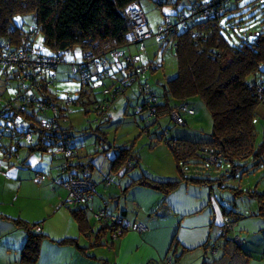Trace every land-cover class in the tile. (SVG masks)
Here are the masks:
<instances>
[{
	"label": "trees",
	"instance_id": "1",
	"mask_svg": "<svg viewBox=\"0 0 264 264\" xmlns=\"http://www.w3.org/2000/svg\"><path fill=\"white\" fill-rule=\"evenodd\" d=\"M138 1L0 0V38H5L9 42V47L5 48L3 52L14 51L22 42L26 43L27 41L33 42L32 44L36 47L39 46L42 53L59 58L64 57L67 52L75 47L80 52L90 47L98 48L97 52L111 47L128 48L126 33L129 31V24L124 9L127 5L138 3ZM153 1L158 5L163 4L161 0ZM170 2V0H165L164 3ZM248 3L264 8L263 0H189L188 5L183 6L181 10L176 8L177 2L172 3L174 5L172 16L165 15V19H169L170 27L165 35V40L163 42L158 41L162 48L168 44L173 46L177 63L176 74L167 79L162 88H159L149 81L148 76H146L148 70L143 77H140L141 72L139 70H134L132 74L137 78L133 79L134 82L131 85L137 86V101L134 104L133 112L135 115L139 114L141 122L144 123L141 129L144 130V134L148 136L150 141L152 140L153 143L162 142L170 149L176 162L179 179H157L142 175L133 178L129 183L130 186H147L163 193L173 191L182 181L208 186L212 184L222 186V181L235 177L236 168L242 166V164L235 163V160L247 161L251 158L254 169H257L263 162L264 141L254 147L256 134L254 120L258 105L264 102V32L246 30L243 35H239L233 31L235 33L233 37L228 35L231 39L223 33L227 24L234 29L232 23H237L240 26L245 22L243 18L237 22L232 20V17L237 14L233 11L237 10L240 5ZM26 15L30 16L33 21L28 29H24L23 26L14 21L16 16ZM225 16L228 18L223 25L221 19ZM163 24H165V20L161 25ZM38 36L40 39L37 38ZM124 60L125 58L122 62L125 64L126 61ZM140 63L144 62L140 61ZM128 65L127 62L126 67ZM159 66L161 65L159 64ZM56 69L54 73H49L51 77L49 86L42 87L41 90L31 89L27 91L26 95L20 97L26 101L22 104L13 102V95L3 96L7 88H11L12 92L19 89L21 85L18 82L11 85V81H8L4 89H1V158L24 165L25 159H21L20 150L27 149L30 152L46 153L54 160L60 158L61 184L73 168L78 176H90L95 182L96 191L97 181L85 169L87 167L75 162L78 147L73 143V127L68 120V114L73 112L74 105L79 104L82 105L81 110L84 112L88 113L87 111H89L95 114L93 121L97 124L93 131L96 133L101 152L105 154L111 148L116 149L117 153L111 160V169L105 178L101 179L103 187H109L114 183L111 173L116 176L118 171L124 168V172L128 174L132 168L133 159L137 164V158L133 156V146L108 145L107 148L104 146L107 139L105 132L100 128L101 125L108 122L109 116L107 120H101L98 117V111L100 105L110 101L105 94L102 93L103 96L98 98L94 93L93 97L87 96L88 100L85 101L82 96L85 95L84 92H88L86 88L81 87L77 96H70L72 98L71 105H67L64 99H62L61 104L50 88L54 85ZM117 72L121 73L118 81L105 87L114 86L117 89L126 84V81L123 80L125 73L123 72V74L121 69H118ZM112 76V69H109L107 75L100 76L97 82H102ZM68 78L79 81V78L70 71ZM249 78L251 79L248 80ZM35 84L38 85L37 83L33 85ZM25 85L26 87L30 86L27 83ZM88 85L91 94L95 84L89 83ZM45 90L49 91L46 102L55 104L56 113L51 112L50 105L44 106L34 103L36 100H42L41 97H38L41 95L40 92L43 94ZM194 95L200 96L212 118V129L209 137H201L198 140H190L170 132L174 126H186L185 119L183 124H178L171 118V113L177 111L184 118L181 111L185 112V107L191 108L186 101ZM85 105H90V107H85ZM68 108L71 109L70 112H68ZM137 108L143 112L138 113ZM164 118L168 121L162 123ZM42 120L51 122V126L44 128L41 126ZM58 146L71 150L73 153L71 160L67 159L64 153L57 152ZM211 152L219 156L220 163H212L208 160V155ZM224 162L230 163L229 176L227 171L221 175L217 173ZM190 164L193 165L189 166ZM195 164L212 168L216 171L215 176L210 177L208 174H204ZM244 171L247 172V170ZM37 174H41V172L36 173L35 177ZM108 179L109 182H107ZM234 189L238 190V188ZM91 201L88 205L90 207L92 206ZM67 208L79 223L82 233L93 232L92 227L87 224L86 215L88 212L84 211L85 206L83 204H76ZM102 208L110 214L128 220L123 211L115 214L105 207ZM224 217H227L232 224L235 223V218L229 213H225ZM18 222L27 230L22 257L24 261H29L32 257L35 258L34 254L40 237L43 235L35 233L32 227L26 223ZM98 222L99 228L96 233L108 230L111 234L112 229L109 223L101 220ZM126 230L123 227L122 234ZM228 231L229 229L223 228L220 233V238H222L220 247L223 248L220 259L235 261L236 264H245L248 255L235 239L227 235ZM218 244L214 242L207 245L206 248L210 247L209 251L212 253L211 248H219Z\"/></svg>",
	"mask_w": 264,
	"mask_h": 264
},
{
	"label": "crops",
	"instance_id": "2",
	"mask_svg": "<svg viewBox=\"0 0 264 264\" xmlns=\"http://www.w3.org/2000/svg\"><path fill=\"white\" fill-rule=\"evenodd\" d=\"M120 63L109 60L113 72L109 84L118 81ZM92 93L89 92L93 97ZM137 93V86L131 85L117 97L108 107L106 124L122 119L137 101ZM258 113L264 117V105H258L256 115ZM170 132L176 133L174 127ZM158 143L156 141L154 145ZM110 150L108 173L117 153L114 148ZM133 151L137 158L134 169L131 168L128 174L124 168L120 169L116 175L120 181L105 187L108 191L101 180L93 177L97 186L103 187L91 201L94 209L105 207L115 214L123 211L132 224L145 226L142 231L129 228L116 239L111 238L108 230L96 233L99 223L92 226V221L96 220L90 213H87L86 221L93 232L82 233L77 220L61 204V161L46 153L22 149L19 154L25 164L21 165L13 160H3L0 152V264H236L220 259L223 253L220 233L225 213L235 218L227 235L248 255L245 264H264V152L263 162L255 169L258 177L245 190L239 185L230 186V179L235 178L231 177L222 181L224 187L182 181L173 191L163 193L147 186L129 185L133 178L142 175L179 179L177 175L153 174L140 163L134 146ZM89 159L81 158L78 150L75 162L85 165L92 173L94 164ZM54 167L57 169L53 170ZM39 172L44 178L36 181L35 174ZM218 172L222 174L220 170ZM18 221L43 235L35 258L29 261L22 257L27 230ZM214 242L219 243V248L211 253L210 247L206 246Z\"/></svg>",
	"mask_w": 264,
	"mask_h": 264
},
{
	"label": "rangeland",
	"instance_id": "3",
	"mask_svg": "<svg viewBox=\"0 0 264 264\" xmlns=\"http://www.w3.org/2000/svg\"><path fill=\"white\" fill-rule=\"evenodd\" d=\"M163 4L158 5L153 0H139L138 3L144 12V16L146 19V24L151 32V35L147 37L142 43L134 44L131 43L127 47L122 48L124 55L120 57V60H123V57H126L129 53L130 55H140V61L144 63H155L157 65H161L157 67L155 70H148L146 72V76H148L149 81L152 85L158 86L162 88V85L166 83V80L171 78L176 74L177 71V63L174 54V48L171 44L166 45L165 47L160 46V42L156 37V33L159 25H161L165 20V15H171L174 12L173 2H177V9H182L183 6L186 7L188 5L189 0H170V3H164L165 0H161ZM233 13H237L233 16L232 20L239 22L240 18L245 20L244 23H240L241 25L234 24V29H232L228 24L224 27L223 33L228 37V35L239 34L243 35L244 31H255L264 32V8H261L257 5H253L252 3L240 5V7L233 11ZM228 17H222L221 23L224 25L226 23V19ZM15 23L23 26L24 29H28L33 21L30 16H16L14 18ZM235 31V33L233 32ZM247 31V32H249ZM231 37H228L231 39ZM40 39V36L37 37ZM236 40V39H235ZM238 40V39H237ZM141 44L144 45V49L141 48ZM65 59L75 58L76 60L80 59V50L75 47L71 51L67 52L64 55ZM56 78L54 80V85L51 86V90L54 91L55 96L58 98L60 103L62 104V99L64 97L77 96L78 92L81 88V84L78 80L68 78L69 70L67 65L63 62L60 63L57 67ZM119 75L121 73L117 72ZM11 78V77H7ZM249 78L248 80H250ZM11 80V85L16 83L15 80ZM7 79H4L2 76V72L0 69V92L1 89H4ZM2 83V84H1ZM109 84V79H105L102 82H99L94 86L93 93L96 94L98 98H101L103 88ZM129 86L125 87V89L117 96H121L124 94L125 90ZM84 89V88H83ZM88 93L84 92L85 95L82 98L87 101V96H90V88L86 89ZM11 88H7L4 91V97L12 95ZM2 94V93H0ZM45 98L46 95H49V91L44 92ZM116 97V98H117ZM81 98V99H82ZM115 98V99H116ZM47 100V99H46ZM90 101V99H89ZM114 101V100H113ZM112 101V102H113ZM111 102V103H112ZM110 103V104H111ZM186 103L189 107L193 108V114H187L185 111H181L184 115V119L186 122V126H174L176 134L178 136L187 138L190 140H198L201 137H209V134L212 129V118L211 114L207 110L203 100L198 95L191 96L187 99ZM109 104V105H110ZM260 105H264V102ZM82 105H74L73 112L68 114V120L70 121L71 126L73 127V143L78 147L79 153H81V158H91L89 161L93 162V171L91 170V174L93 177L105 178L108 174L109 167V158L112 156V151L109 149L104 153L101 152V148L99 147L98 140L96 139V133L93 131V128L96 126L97 122L93 121L95 114L93 112L88 113L81 110ZM85 107H90V105H85ZM130 111L120 120L114 119L110 121L112 124L104 123L101 125V130L105 132L107 137V143L104 146L107 148L108 144H112L114 146H123V145H132L136 153H139L140 163L145 166V169L149 170L153 174L156 175H166V176H179V172L176 168V162L171 153L170 149L162 142H159L157 145H154L152 140L150 141L148 136L144 134V130L141 129L144 125L139 118V114H134V105L130 108ZM138 113H142L143 110H138ZM259 120V121H258ZM109 121V120H108ZM115 121V122H113ZM168 120L164 118L162 122H167ZM139 124V125H138ZM91 127V128H90ZM88 128V129H87ZM150 128L151 125H150ZM255 140L254 147H256L262 141L264 134V117L258 113L255 117ZM98 134V133H97ZM160 145V146H158ZM156 146H158L156 148ZM111 151V152H110ZM55 160H59L55 159ZM252 159H248L247 161L235 160V163L242 164L240 168H236L234 172V179H230V186H240L241 189H247L248 186L253 185L258 177L255 174V169L252 168ZM135 160H132V169L135 166ZM190 164L189 166H192ZM196 165V164H195ZM198 166L204 174H208L210 177H214L216 171L212 168L203 167L201 165ZM57 169V168H52ZM191 169V168H190ZM230 163L224 162L221 166L220 171L223 173L227 171V175H230ZM244 170H247L245 172ZM219 173V172H217ZM100 174V175H99ZM113 178V182L115 185L120 181L118 176L115 174H110ZM47 176V175H46ZM99 176V177H98ZM48 177V176H47ZM233 186V187H234ZM62 196L64 200L67 197V189L62 186ZM106 189V188H105ZM111 189V188H110ZM224 188H222L223 190ZM102 191L103 187L99 184L96 189L97 191ZM107 191L109 188L106 189ZM227 195V192L225 193ZM89 214V213H88ZM90 215V214H89ZM95 220V219H94ZM99 223L98 220L92 221V226L97 225ZM130 222V221H129ZM131 223V222H130ZM132 224V223H131Z\"/></svg>",
	"mask_w": 264,
	"mask_h": 264
},
{
	"label": "built area",
	"instance_id": "4",
	"mask_svg": "<svg viewBox=\"0 0 264 264\" xmlns=\"http://www.w3.org/2000/svg\"><path fill=\"white\" fill-rule=\"evenodd\" d=\"M124 14L127 17L129 24V31L126 33L128 45L129 43H142L147 37L151 35V32L149 31L146 24L147 22L144 16V12L138 3H131L127 5L124 9ZM169 27V19L166 18L165 24L158 27L156 33V37L158 40H160L161 42L165 40V35ZM34 33L36 34L37 32ZM8 43L9 42L5 38H0V69L3 78L7 79L5 86L8 84V81H11L10 79L16 80V82L21 85L19 89L15 90L12 93L13 102L17 104L26 102L20 97L26 95L27 91H30L31 89L41 90L42 87H48L51 82L49 73H54L55 68H57L60 63L64 62L67 65L70 73L79 78L81 87L88 89L90 88L88 85L89 83L96 85L99 83L97 82V79H99L100 76L102 77L103 75H107V72H109L110 69L108 64L109 59L114 63H119L121 61L120 57L124 55V52L120 47H111L106 50L102 49L99 52H97L98 48L94 49V47H90L80 52L79 60H76L75 58L67 60L65 59V57L59 58L44 54L42 53L39 46L36 47L32 44L33 42L29 43L28 41L26 43L22 42L19 47L15 48L14 51H11L9 53L3 52L5 48L9 47ZM141 48L144 49V45L141 44ZM124 58V61H126V63L128 62L129 65L126 67V63L124 64V62L121 61L120 69L122 73H125V75H123V80L126 81V84L117 89L114 88V86L103 88L102 93L105 94L110 99V101H106L105 104L99 106L98 117L101 120L108 119L107 110L109 104L113 100H115V98L125 89V87L133 84L134 78H137L132 74V71L139 70V72H141L140 77H143L147 70H155L157 69V67H159V65L155 63H140L139 54L128 55ZM26 83L30 86L26 87ZM34 83H37L38 85H33ZM24 92L26 93L23 94ZM44 92H46V90ZM40 93L41 95L38 98L41 97L42 100H36V102L34 103L36 105H50L49 108L51 109V112L56 113L57 109L54 106L55 104L47 103V98H45V95H43L42 92ZM64 101L67 105H71L72 98L65 97ZM7 105H10V103H7ZM137 109L140 110V108ZM67 110L68 112L71 111L70 108H68ZM185 111L187 112V114L194 113L193 109L187 107H185ZM171 118L178 124H183L184 122L183 116L180 115L177 111H173L171 113ZM41 126H43L44 128H49L51 126V122L42 120ZM57 152L64 153L66 158L70 160L73 155L69 148H65L63 146H58ZM208 160L212 163L221 162L219 156L216 154H212V152L208 155ZM43 178L44 174L41 173L36 175L35 180L41 181L43 180ZM109 181L110 180L108 179L107 182ZM61 185L67 189V197L61 201V204L65 207H73L76 204H83L85 206L84 211L90 213L95 220H101L102 222H107L110 224L112 229V239H116L122 235L123 227L127 230L129 228H133L138 231H142L145 229V226L141 223L131 224L128 220L121 219L117 215L110 214L103 208L94 209L92 206H88L90 204V201L92 200V197L96 194L95 182H93L90 176H78L75 174L72 168V170L68 172L67 178H65ZM232 226L233 224L229 221V219L227 217H223L221 228L230 229ZM211 251L216 252L217 249L215 247H212ZM167 262L169 263V260Z\"/></svg>",
	"mask_w": 264,
	"mask_h": 264
}]
</instances>
